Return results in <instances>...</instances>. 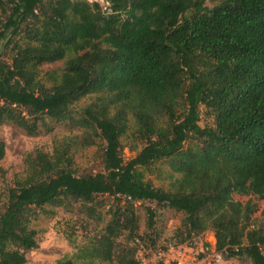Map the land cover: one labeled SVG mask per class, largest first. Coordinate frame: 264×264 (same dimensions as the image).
<instances>
[{"label":"trees","instance_id":"1","mask_svg":"<svg viewBox=\"0 0 264 264\" xmlns=\"http://www.w3.org/2000/svg\"><path fill=\"white\" fill-rule=\"evenodd\" d=\"M206 1L0 0V125L29 135L59 122L77 130L51 152L25 155L0 212V264L26 263L38 247L30 223L47 205L94 219L108 206L110 219L83 256L142 264L136 239L154 246L157 238L150 207L138 234L134 205L143 201L184 215L176 244L163 248L211 230L222 258L264 264V228L252 218L253 199H264V0ZM63 60L43 79V65ZM83 98L91 100L78 112ZM201 106L212 126L199 124ZM130 120L142 147L125 159ZM98 138L101 169L79 173L75 155ZM161 160L178 174L167 189L145 178Z\"/></svg>","mask_w":264,"mask_h":264},{"label":"rangeland","instance_id":"2","mask_svg":"<svg viewBox=\"0 0 264 264\" xmlns=\"http://www.w3.org/2000/svg\"><path fill=\"white\" fill-rule=\"evenodd\" d=\"M94 1V0H90ZM99 1L101 5H107L104 0ZM216 3L215 0H207L206 5L212 7ZM4 19L0 9V22ZM11 52L6 49L4 57L9 61ZM64 66V60L53 64H45L41 68V76L44 79V73L56 70L60 71ZM90 98H83L75 105V110L80 112L82 107L90 102ZM201 126L213 125L212 115L204 106L200 107V122ZM53 129L46 131L42 129L35 135H29L22 128L7 122L0 125V141L5 143V154L0 160V166L3 170L0 173V212L4 209L7 203L8 189L15 185V180L24 172V157L28 152L36 149H42L46 152H51L53 141L62 136L74 134L77 130L68 122L52 123ZM130 129L122 136V144L124 146L123 156L125 159L132 158L142 147V144L132 133V120L129 123ZM103 146V141L97 139L96 144L79 151L74 158L75 168L79 173L89 171H97L101 169L100 164V149ZM173 176L178 174L173 173L168 163L164 160L156 162L150 169L145 170V178L152 181L156 187L164 189L169 188L170 181ZM236 199L245 202L247 196H237ZM256 203L255 212L252 218L255 224L264 228V199L254 200ZM135 211L138 217V234L142 235L146 232L145 208L150 207L156 210V224L154 232L156 234V245L152 246L147 240L144 248H137L136 256L142 264H161L158 259L157 248L168 243L174 244L176 241L172 238L176 229L180 227L184 215L174 209L161 207L152 201H143L135 203ZM46 211L41 213L39 217L30 223V227L36 231V239L38 247L30 250L26 254L25 264H58L63 258H72L77 264L82 261L87 264H116L112 262H104L99 259H88L83 256L82 250L90 246V241L103 232L105 225L109 221L108 206L100 209L98 219L89 218L80 211H68L63 207L45 206ZM215 244L213 232L207 230L201 237V240L195 244H177L179 251L185 253L184 257L192 256L200 258L202 255L208 257L207 264H252L249 259H239L232 257L229 259L222 258L220 262L212 261V251L209 248L206 253H202L204 249L203 242ZM176 244V243H175ZM206 250V249H204ZM202 254V255H201Z\"/></svg>","mask_w":264,"mask_h":264},{"label":"built area","instance_id":"3","mask_svg":"<svg viewBox=\"0 0 264 264\" xmlns=\"http://www.w3.org/2000/svg\"><path fill=\"white\" fill-rule=\"evenodd\" d=\"M130 199V197H128ZM214 236V235H213ZM215 240V237H214ZM136 242L138 243L140 248H144L142 242L139 239H136ZM209 244L206 242V246H204V249H202V253H206L204 251H208L209 248H211L212 251V261L213 262H220L222 260V254L215 249V244ZM157 255L158 259H160L161 263L164 264H207L208 257H204L202 254V257H190L186 255L185 253H182L179 251V247L175 245H170L167 248H157Z\"/></svg>","mask_w":264,"mask_h":264}]
</instances>
